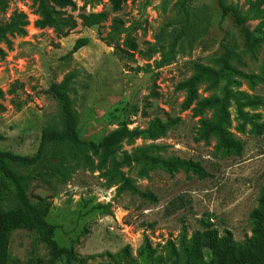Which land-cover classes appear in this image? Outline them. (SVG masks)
<instances>
[{"label":"rangeland","instance_id":"obj_1","mask_svg":"<svg viewBox=\"0 0 264 264\" xmlns=\"http://www.w3.org/2000/svg\"><path fill=\"white\" fill-rule=\"evenodd\" d=\"M75 1L78 9L68 12L78 26L65 37L52 27L36 25L40 17L36 0H9L8 8L0 10V22L15 10L25 12L29 20L26 34L14 36L6 57L0 58V149L32 156L45 125L62 128L49 87L73 73L69 94L83 139L99 140L124 120L130 128L141 129L156 116L175 120L163 136L124 140L122 149L151 146L150 153L166 161L199 162L210 175L202 178L188 164L171 169L153 166L144 172L141 164L132 163L123 167L126 179L121 180L110 176V160L102 164L94 155L90 168L67 158L69 176L64 181L53 179L51 186L33 180L29 188L33 201L39 197L52 201L48 221L56 225L55 239L75 250L83 260L79 264H198L194 238L202 230L201 220L210 218L219 237L230 232L236 249L246 250L254 237L250 213L259 206L264 188V132L243 123L232 102L228 130L242 142V154H222L216 150V135L199 138L202 116L183 107L188 91L179 83L196 73L194 62L220 69L218 60L227 44L241 54L232 64L244 73L234 77L233 90L264 99V43L249 52L241 26L231 13L224 15L221 5L222 1L247 12L256 0H128L116 12L109 0ZM260 7L264 9V1ZM102 10L108 18L99 26L81 24L80 13ZM116 17L122 20L118 30L112 27ZM245 26L264 30V13L249 18ZM181 30L174 59L158 66L156 61ZM79 37L90 42L72 52ZM128 37L138 49L126 45ZM156 43L159 51L146 55L150 44ZM221 87L222 83L203 79L198 92L201 97L220 95ZM245 111L264 123L263 105ZM203 118L214 119L215 110L207 109ZM134 186L152 192L157 201L134 194ZM146 238L154 249L151 255ZM33 248L47 256L46 246L29 231L13 233V256L27 260Z\"/></svg>","mask_w":264,"mask_h":264},{"label":"trees","instance_id":"obj_2","mask_svg":"<svg viewBox=\"0 0 264 264\" xmlns=\"http://www.w3.org/2000/svg\"><path fill=\"white\" fill-rule=\"evenodd\" d=\"M112 11H120L128 0H109ZM264 0L252 2L247 12L237 7H226L221 1L224 15L231 13L238 25L242 28V36L246 49L254 53L261 43H264V30L261 26L251 31L245 23L249 18H258L264 13L260 7ZM40 17L36 20L38 27H52L59 37H65L78 26L77 18L68 12V8L75 11L78 9L75 0H36ZM9 0H0V10L8 8ZM81 24L93 28L99 26L108 18V12L92 11L80 13L78 16ZM29 25L28 16L25 12L15 10L6 21L0 22V58L7 55V50L12 47V38L16 35H24ZM122 20L114 18L112 27L118 30ZM181 30L170 42L168 52H163V57L156 61L158 66L170 63L175 57L176 41L182 35ZM90 42L88 37L76 39L72 52ZM126 45L136 50L138 45L135 40L128 37ZM164 44L160 46L164 49ZM118 49L119 46H117ZM224 52L219 57L220 69L194 62L196 73L179 83L180 88L187 89L188 94L183 101L184 108L192 107L196 116H202L199 126V138L209 139L216 135L218 145L216 150L224 155L242 154V142L228 130L230 124V106L232 102L236 112L243 123H251L258 133L264 132V123L259 124L256 115L250 116L246 107L264 106V99L259 96L250 97L247 94L237 93L233 90L236 83V75H244L233 64V59L240 60L241 54L223 45ZM128 55L132 53L121 49ZM159 51V45L150 44L146 55L151 56ZM74 77L68 73L59 82H52L49 93L57 101L62 117V128L47 124L42 129L41 141L37 152L32 155L15 154L11 151L0 149V264H79L83 260L72 247L62 246L55 239L56 225L48 221L52 208V201L39 197L33 201L29 196L30 184L33 180H39L53 185V179L64 181L69 176V170L65 164L67 158L76 159L90 168L94 167V155L100 158L102 164L109 160L111 166L109 174L112 178L126 179L124 166L132 163L142 165L146 172L148 167L161 166L171 169L180 164H188L193 167L202 178L210 175L199 162L166 161L160 156L150 153L151 146H140L132 151L122 149L124 140L134 141L138 138L157 139L163 136L170 121H164L159 116L154 117L146 128H130V122L124 120L118 128L99 140H85L79 132V119L73 107L70 97V84ZM208 80L214 85L222 83L220 95L201 97L198 92V84L201 80ZM207 109L215 110V118H203ZM3 136L0 135V139ZM264 176V174H263ZM133 193L151 202L157 201L152 193L134 186ZM9 202V204H7ZM250 218L254 224V237L249 247L242 251L236 249L232 242L230 232L226 236L219 237L217 228L214 227L210 218L202 219V230L196 232L194 238L193 254L199 261L198 264H264V188L259 199V206L251 211ZM23 229L29 231L43 243L47 249V256L40 255L34 248L27 260H21L11 253V240L13 233ZM146 247L150 255L154 252L149 238H146ZM202 248H206L211 254L205 255ZM209 257V258H208ZM101 264V263H96Z\"/></svg>","mask_w":264,"mask_h":264}]
</instances>
